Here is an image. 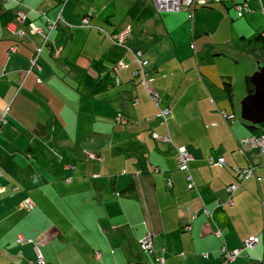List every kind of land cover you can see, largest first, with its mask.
Here are the masks:
<instances>
[{
  "label": "crops",
  "instance_id": "crops-1",
  "mask_svg": "<svg viewBox=\"0 0 264 264\" xmlns=\"http://www.w3.org/2000/svg\"><path fill=\"white\" fill-rule=\"evenodd\" d=\"M231 1L226 22H236L243 40L264 31V0H250L253 12L243 17L235 8L241 0ZM18 10L38 26L59 14L72 25L52 32L40 72L25 74L41 36L19 39L7 29ZM171 13L154 0H0V264H41L36 247L46 264H155L156 256L165 264H224L223 245L240 248L252 236L258 242L231 264H264L263 159L249 147L240 151L242 139L263 131L241 117L259 49L250 46L241 73L240 59L222 51L212 58L204 46L193 55L174 37ZM84 17L90 27L81 26ZM99 29L130 34L118 46ZM136 51L148 62L159 106L172 112L167 124L134 77ZM121 60L127 66L115 70ZM225 112L237 117L225 119ZM118 113L131 124L114 125ZM182 145L194 156L187 172L177 166ZM211 155L227 166L211 165ZM250 165L255 176L229 202L232 166ZM132 182L135 191L125 193ZM26 197L36 207L21 212ZM149 233L154 253L139 244ZM18 236L34 242L19 244Z\"/></svg>",
  "mask_w": 264,
  "mask_h": 264
},
{
  "label": "built area",
  "instance_id": "built-area-1",
  "mask_svg": "<svg viewBox=\"0 0 264 264\" xmlns=\"http://www.w3.org/2000/svg\"><path fill=\"white\" fill-rule=\"evenodd\" d=\"M3 2L7 3L11 0H2ZM157 4V7L160 11H166V12H186L189 18H192L194 16V11L198 6H204L208 4H215V3H221L228 0H154ZM250 0H241L240 2L235 4V8L238 11V15L242 16L245 14V12H253L249 6ZM65 26L67 28H71L72 25L69 24L60 14L57 16V18L53 20H49L48 24L46 26H38L34 24L33 22H29L28 15L23 10H18L15 13V17L12 22H10L7 26L8 31L16 36L19 39L24 38L27 35H39L42 38L41 44H39L34 51V55L30 60V66L26 70L25 74H30L32 72H40L42 70L41 65V57L44 52V50L47 47L51 46V34L53 31L58 29L60 26ZM81 26L90 27V18L84 17L81 22ZM101 32H104L106 37L111 40L114 44L125 46L126 39L130 34V29H127L121 33H109L102 29H99ZM18 51V45H12L9 49V53L13 54ZM134 58L138 65L137 69L134 71V77L140 79L141 83L147 90V93L149 96L153 99V101L156 103L157 106L160 105V97L158 93L148 87L149 84V73L147 69V61L143 57L142 51H136L134 52ZM127 64L124 60H121L115 67V70H118L120 68L126 67ZM41 82V78L38 80ZM134 105H139L140 101L138 98H135L133 101ZM159 116L162 118V120L167 124L168 120L172 117V112L169 108H161L159 110ZM225 119L233 120L235 118L234 114H229L225 112L223 114ZM3 120H5V114L3 115ZM150 121V119H148ZM114 124H122V125H130L129 119L125 117L122 113H118V115L114 119ZM156 138L161 139L162 137L158 136L157 134L154 135ZM163 140L167 142H171L172 139L168 135ZM241 153H244L243 147H249L251 149L257 150L263 159L264 164V130L259 134H253L249 137H246L241 140L240 142ZM176 159H177V166L180 171H189L190 170V163L194 160L193 154L190 152V150L182 145L178 146L176 148ZM208 162L211 165H218V166H227V162L225 157L223 156H215L211 155L208 158ZM70 168H73L72 165H70ZM235 175H236V182L230 184L227 186L226 190L229 193V202H231V196L238 190L239 185L243 182H245L247 179L255 176V169L256 167L254 165H250L248 167H240V166H233L232 167ZM188 187L193 188V179L191 176H188ZM68 181H70V178H68ZM171 185V182H170ZM35 207V203L30 198H25L20 208L23 210L31 211ZM206 213L209 216H212L211 212H208L206 210ZM191 227H187L189 230ZM215 234L218 237L222 236V233L219 229H216ZM24 238H20L19 243L24 242ZM28 242H31V240H28ZM258 242L257 237L252 236L249 239H247L240 248H229L226 245H223L221 248L222 258L224 264H231L234 262L240 255L243 249L253 247ZM140 247L145 252L154 253V243H153V237L152 234H147L139 241ZM38 250V249H37ZM39 251V250H38ZM38 259L39 262L42 264H45V260L43 256L38 253ZM155 264H165V260L163 257L156 256L155 257Z\"/></svg>",
  "mask_w": 264,
  "mask_h": 264
},
{
  "label": "rangeland",
  "instance_id": "rangeland-1",
  "mask_svg": "<svg viewBox=\"0 0 264 264\" xmlns=\"http://www.w3.org/2000/svg\"><path fill=\"white\" fill-rule=\"evenodd\" d=\"M231 3L232 1L228 0L225 1V4L215 3V4H211L210 6H198L196 11L194 12V18L192 20L188 19L186 12H172L170 15L167 16L169 17L170 23H172L173 25L172 27H173L174 37L180 38L181 41L182 40L185 41L186 43L185 47H187V50H189V52H191L194 55V52L197 49L201 50L204 46H208L207 49L209 50L208 51L209 56H211L212 58H218L217 56H215V54L220 53V51H222L224 55H226V58H229V60H233L234 63L236 60L240 59V65L237 70L239 71L238 73H241L240 72L241 65L246 64L248 60L249 61L251 60L250 56L247 53V50L251 47L248 44V39L246 41L243 40L242 37L243 34H241L240 32L241 28L239 29V26L236 24V22L232 20V18L228 19V22H226V14H227L226 5L229 6ZM256 35L257 34H254V36L252 37H255ZM250 39H252L251 36L249 40ZM191 44H193V48L190 47ZM236 44L238 45L236 46ZM236 93H238V90ZM7 110L4 113L5 120L1 119V123L6 121ZM70 165L75 167V165L71 163L68 164L69 168ZM26 198H30V197H26ZM22 201L19 203L18 210L21 212H30L26 209L23 210L22 208H20ZM35 207H36V203H35ZM34 208L32 210H34ZM20 238H24L25 241L19 243ZM28 240H31V242H28ZM33 242L34 241L32 239H26L23 236H18L17 238V243L19 244L33 243ZM37 249L38 248L36 247L37 259H38V253L41 254V252L38 251L39 249L38 250ZM142 251L144 250L142 249Z\"/></svg>",
  "mask_w": 264,
  "mask_h": 264
},
{
  "label": "water",
  "instance_id": "water-1",
  "mask_svg": "<svg viewBox=\"0 0 264 264\" xmlns=\"http://www.w3.org/2000/svg\"><path fill=\"white\" fill-rule=\"evenodd\" d=\"M254 92L241 101V117L253 125H264V62H258L257 71L251 75Z\"/></svg>",
  "mask_w": 264,
  "mask_h": 264
},
{
  "label": "trees",
  "instance_id": "trees-1",
  "mask_svg": "<svg viewBox=\"0 0 264 264\" xmlns=\"http://www.w3.org/2000/svg\"><path fill=\"white\" fill-rule=\"evenodd\" d=\"M260 1V0H259ZM223 4H225V1L224 2H221ZM211 4H208V5H204V6H210ZM260 5H261V2H260ZM261 9H263L262 5H261ZM252 10V9H251ZM253 11V10H252ZM195 12V11H194ZM248 13V12H245V14ZM237 14H238V11H237ZM245 14H243L242 16H239V17H243ZM188 16V15H187ZM189 17V16H188ZM193 18V17H192ZM18 45V43H16ZM248 44L249 46L253 45L255 46L256 48L259 49V52H258V61L259 62H264V31L262 32H259L255 37H253L252 39H250L248 41ZM15 45V44H13ZM11 47V46H10ZM10 49V48H9ZM35 51V50H34ZM34 55V54H33ZM33 57V56H32ZM31 60V59H30ZM148 69V68H147ZM148 73H149V70H148ZM245 84H246V88H247V91H248V94L250 93H253L254 92V85L252 84L251 82V76H246L245 78ZM223 89L224 91L226 92L228 98L230 101L233 100V96H234V86H233V83L231 81V78L230 77H226V80H224L223 82ZM134 106H137V105H134ZM159 107V110L161 109L160 106ZM164 109V108H163ZM229 114H234L235 115V118L237 117L236 114L234 112H229ZM118 115V114H117ZM116 115V116H117ZM115 116V117H116ZM234 118V119H235ZM115 119V118H114ZM245 123H247L249 125V127H251V129H257V128H263L264 130V125H259V126H256V125H253L251 124L250 122H246L245 120H243ZM114 122V121H113ZM130 122V120H129ZM131 124V123H130ZM114 125H122V124H114ZM123 126V125H122ZM127 126V125H126ZM227 162V161H226ZM225 167V166H223ZM233 167V166H232ZM232 169V168H231ZM233 170V169H232ZM135 191V184L132 182L129 187L125 190V193H133Z\"/></svg>",
  "mask_w": 264,
  "mask_h": 264
}]
</instances>
